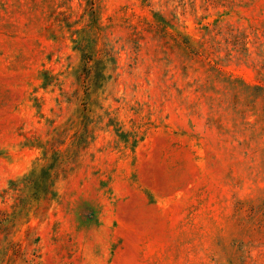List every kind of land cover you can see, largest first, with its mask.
Segmentation results:
<instances>
[{
    "label": "rangeland",
    "instance_id": "1",
    "mask_svg": "<svg viewBox=\"0 0 264 264\" xmlns=\"http://www.w3.org/2000/svg\"><path fill=\"white\" fill-rule=\"evenodd\" d=\"M0 264H264V0H0Z\"/></svg>",
    "mask_w": 264,
    "mask_h": 264
}]
</instances>
